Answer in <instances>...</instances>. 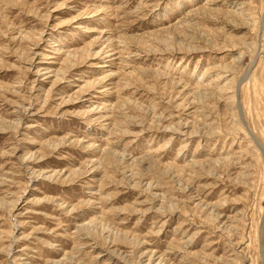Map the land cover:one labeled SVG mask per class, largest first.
<instances>
[{"label": "rangeland", "instance_id": "rangeland-1", "mask_svg": "<svg viewBox=\"0 0 264 264\" xmlns=\"http://www.w3.org/2000/svg\"><path fill=\"white\" fill-rule=\"evenodd\" d=\"M0 264H264V0H0Z\"/></svg>", "mask_w": 264, "mask_h": 264}]
</instances>
